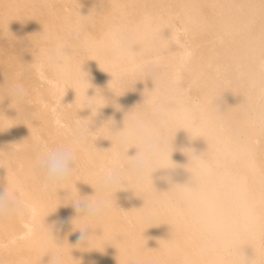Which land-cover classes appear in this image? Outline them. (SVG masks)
Wrapping results in <instances>:
<instances>
[{
	"label": "bare ground",
	"instance_id": "bare-ground-1",
	"mask_svg": "<svg viewBox=\"0 0 264 264\" xmlns=\"http://www.w3.org/2000/svg\"><path fill=\"white\" fill-rule=\"evenodd\" d=\"M117 2L119 9L112 0H55L49 10L41 0H0V91L14 83L28 89L21 105L13 101L12 108L7 97L0 103V111L14 119L8 122L12 127L0 131V192L8 179L27 201L23 215L0 225V261L49 264L51 256L45 253L50 240L39 225L46 215L45 225L59 243L65 242V248L80 239V230L72 224L76 208L71 201L64 202L69 191L57 193L61 204L56 208L40 187L34 161L46 148L68 142L74 123L92 115L91 109L84 108L89 105L83 102L82 90L77 88L75 94L65 87L75 82L77 64L84 63L82 70L91 84L87 95L101 91L108 101L92 118L93 131L109 120L114 121L113 132L123 130L125 115L136 105L137 111L143 109L144 118H150L148 105L165 101L173 86L184 98L198 102L209 120L193 126L178 115L171 119L164 133L168 144L162 165L175 167L172 159L177 167L156 170L153 184L150 177L145 181L130 177L128 189L115 193L117 208L88 230L89 235L100 237L94 244L97 249L74 248L73 257L81 264H119L118 260L120 264H264V227L256 219L264 203V96L260 92L264 74L258 67L264 51V0ZM92 9L94 19L81 24L80 14L86 16ZM149 19L156 23L146 28ZM117 26L136 27L137 40L148 33L141 49L134 45L133 51L140 50L137 55L145 59L162 60L157 93L147 92L155 87L151 77L139 80L138 71L117 65L106 55L108 31ZM58 42L72 60L56 71L39 61ZM106 72L117 77L128 73L110 85L117 95L125 92L122 96L110 91L112 77ZM144 95L151 99L138 105ZM128 123L134 124V119ZM180 127L193 138L203 137L193 139ZM94 141L97 149L113 147L97 151ZM185 148L197 155L205 153L215 167L219 206L212 223L190 212L177 213V192L163 193L191 180L187 167L193 166L188 165ZM117 151H122L121 134L107 127L82 144L77 172L68 185L72 194L77 189L82 197L94 195L91 185L98 171L111 164ZM136 151L130 148L128 155ZM205 239L211 240L212 247L202 255Z\"/></svg>",
	"mask_w": 264,
	"mask_h": 264
},
{
	"label": "clouds",
	"instance_id": "clouds-1",
	"mask_svg": "<svg viewBox=\"0 0 264 264\" xmlns=\"http://www.w3.org/2000/svg\"><path fill=\"white\" fill-rule=\"evenodd\" d=\"M41 3L51 10L55 0H41ZM112 6L116 9L120 7L117 0H112ZM93 9L86 16L80 14L82 18L81 24L91 22L94 19ZM155 23V20L149 19L145 27L149 28ZM137 31L138 29L133 26H117L111 28L108 31L105 41V52L113 63L117 65H129L133 70L138 71L142 76L139 80L151 77L155 87L151 91L145 90L148 93H157L156 77L162 66V60L159 57L145 59L137 55L140 50L138 52L133 51L134 45H139L141 49L143 40L148 39V33L146 32L143 40H137ZM261 39L264 40V32H262ZM71 60L72 57L66 50L65 45L58 42L41 57L39 62L46 65L49 69L58 71L61 66L69 64ZM83 64H77L74 69L75 82L66 83L65 87L66 89H74L75 94L77 88L82 90L83 102L89 105L84 108L91 109L92 115L88 119H79L74 123L70 129L68 142L46 148L34 161V167L39 174L40 187L42 191L53 198L56 202V208L61 204L57 193L60 190L69 191L70 195L64 202L71 201L74 204L77 215L73 218L72 224L75 229H79L81 232L78 243L74 246L67 243L68 246L65 248V242L59 243L53 236L52 229L45 225L44 219L47 215L43 216L39 221V225L50 240V246L45 253L51 256L49 264H81V261L72 255L74 248L97 249L94 248V244L100 237L89 235L88 230L93 229L92 224L94 222L101 220L110 211L117 208L114 199L115 193L122 189H128L126 185L130 177L135 178L137 181H145L150 177L153 184L152 174L156 170L175 169L177 167L171 159L173 150L170 159L175 167L162 165L168 144L167 137L164 133L167 131L169 123L174 116L178 115L181 119L188 121L193 126L208 123L209 120L208 113L201 108L198 102L184 98L179 89L173 86L171 89L172 95L168 96L165 101L159 104L148 105L151 110L150 118H144L143 109L137 111L136 105L125 115L123 130L113 132L114 121L109 120L102 127L93 131L90 127L92 118L97 115L99 110L108 101L101 91L99 94L96 91V94L91 97L87 95L91 84L89 83L88 73L82 70ZM258 67L260 73L264 74V51L261 53ZM106 73H110L112 77L108 83L110 91L117 97L122 96L125 92L117 95L114 88L110 85L114 80L125 79L128 73L122 72L119 77L113 75L111 72ZM173 84L175 85V82ZM260 92L264 96V86L261 87ZM27 95L28 89L22 83L9 84L6 89L0 91V103L7 97L11 101L10 106L14 108L13 101L19 106ZM144 97V102L138 105H144L147 100L151 99V97H146L145 95ZM97 101H102L103 103L98 106ZM117 108H119V105H117ZM15 109L19 115L17 108ZM129 118L134 119V124L128 123ZM11 120L14 119L8 118L0 111V131L12 127L8 123ZM261 124L264 127V116H262ZM105 127L113 134H121L122 151L112 153L111 164L102 167L98 171L95 184L91 185L95 189L94 195L82 197L76 187V193L73 195L68 185L77 172L78 149L82 144L93 139L95 134ZM179 129L186 130L190 135L187 128L180 127ZM174 137L171 139L172 149ZM190 137L193 138L191 135ZM197 137L203 136H196L195 138ZM95 141L94 147L97 151L107 152L113 147L112 145L109 149H97ZM133 147L137 149L136 154L129 156L128 150ZM182 151L189 157L188 165L191 163L193 166L191 170L187 167V171L191 173V180L186 184H174L170 191L163 193L174 190L177 192L178 199L174 206V210L177 213L190 212L195 218L206 224L212 223L215 221L219 206L215 167L204 155L205 153L197 155L192 149L188 148L182 149ZM26 211L27 201L23 197L21 190L17 186L12 185L7 179L6 188L0 192V225L5 224L14 217L23 215ZM256 219L264 227V203H262L261 212ZM211 247V240L205 239L201 245L200 253L207 255ZM244 260L247 261L248 259L244 256ZM118 262L120 264L119 260ZM0 264H3V262L0 261Z\"/></svg>",
	"mask_w": 264,
	"mask_h": 264
}]
</instances>
